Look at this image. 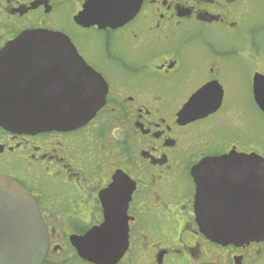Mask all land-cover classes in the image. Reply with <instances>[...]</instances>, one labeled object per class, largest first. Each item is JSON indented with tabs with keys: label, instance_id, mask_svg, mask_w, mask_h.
Returning a JSON list of instances; mask_svg holds the SVG:
<instances>
[{
	"label": "flooded vegetation",
	"instance_id": "1",
	"mask_svg": "<svg viewBox=\"0 0 264 264\" xmlns=\"http://www.w3.org/2000/svg\"><path fill=\"white\" fill-rule=\"evenodd\" d=\"M87 2L0 0V56L26 31L61 33L95 89L106 91L96 116L75 131L0 128V179L31 195L48 229L41 264H95L72 239L115 216L127 220L128 236L116 264H264V241L221 245L201 231L194 176L203 162L232 152L264 158L250 134L223 129L235 80L252 71L253 93L254 77L264 76V0H142L116 29L78 25ZM54 52L37 53L36 76L57 75ZM17 53L26 51L9 52V64L0 65L14 84L26 75ZM217 85L223 101L216 113L180 116L192 97Z\"/></svg>",
	"mask_w": 264,
	"mask_h": 264
},
{
	"label": "water",
	"instance_id": "2",
	"mask_svg": "<svg viewBox=\"0 0 264 264\" xmlns=\"http://www.w3.org/2000/svg\"><path fill=\"white\" fill-rule=\"evenodd\" d=\"M141 1L88 0L75 22L84 28L116 29L137 15ZM18 49L26 51L15 56V63L26 67V75L14 84L9 70L0 72L1 128L32 135L71 132L96 116L106 91L95 89L93 75L81 69L84 61L68 37L45 30L26 31L1 54L0 65H8L9 52ZM46 51H55L53 65L58 66V72L53 78L41 79L36 76L35 57ZM46 80L53 85H47ZM253 97L264 114L262 75L254 77ZM222 101L220 87H205L180 116L188 121L205 118L216 113ZM194 176L197 223L209 239L235 246L264 241V158L232 152L203 162ZM117 217L83 238L72 239L80 257L95 264L119 261L127 249L128 236L127 220L120 222ZM48 250L47 226L33 198L14 181L0 179V264H41Z\"/></svg>",
	"mask_w": 264,
	"mask_h": 264
},
{
	"label": "rangeland",
	"instance_id": "3",
	"mask_svg": "<svg viewBox=\"0 0 264 264\" xmlns=\"http://www.w3.org/2000/svg\"><path fill=\"white\" fill-rule=\"evenodd\" d=\"M251 72L250 75L235 80L237 94L232 93L229 96L227 112H224V115L228 117L223 129L230 130L235 136L243 132L250 134L251 143L253 142L251 148L259 145L264 154V116L256 107L253 99Z\"/></svg>",
	"mask_w": 264,
	"mask_h": 264
}]
</instances>
